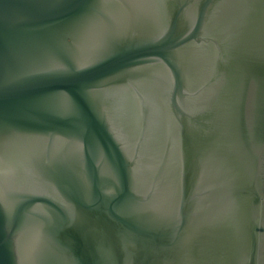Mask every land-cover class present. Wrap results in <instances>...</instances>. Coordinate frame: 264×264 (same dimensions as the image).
<instances>
[{
	"label": "water",
	"instance_id": "1",
	"mask_svg": "<svg viewBox=\"0 0 264 264\" xmlns=\"http://www.w3.org/2000/svg\"><path fill=\"white\" fill-rule=\"evenodd\" d=\"M0 264H264V0H0Z\"/></svg>",
	"mask_w": 264,
	"mask_h": 264
}]
</instances>
